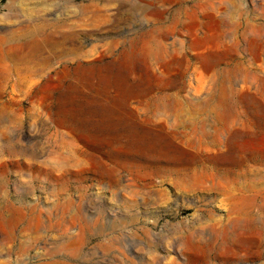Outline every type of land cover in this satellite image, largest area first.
I'll return each mask as SVG.
<instances>
[{"label": "rangeland", "instance_id": "rangeland-1", "mask_svg": "<svg viewBox=\"0 0 264 264\" xmlns=\"http://www.w3.org/2000/svg\"><path fill=\"white\" fill-rule=\"evenodd\" d=\"M68 33L94 47L82 61L115 41V67L176 93L183 116L124 121L174 154L129 151L69 113L98 89L61 60ZM19 44L54 59L27 73ZM172 128L192 143L174 147ZM210 131L220 143L193 144ZM0 264H264V0H0Z\"/></svg>", "mask_w": 264, "mask_h": 264}, {"label": "bare ground", "instance_id": "bare-ground-1", "mask_svg": "<svg viewBox=\"0 0 264 264\" xmlns=\"http://www.w3.org/2000/svg\"><path fill=\"white\" fill-rule=\"evenodd\" d=\"M87 13H90V12H87ZM62 25L63 26L65 25V21L62 22ZM38 29H40V28H38ZM36 31L38 32V30H36ZM31 33H32V31H31ZM24 34L21 36V38H26L25 37L26 35H24ZM60 34L61 33H59V35ZM193 34L195 35V33H193ZM59 35H58V37H59ZM76 39L77 38H76V35L74 33H68V34H62L61 35L60 40L58 41L59 43H61L63 45V46L61 45L63 47V52L60 55L61 60H66V61H67V59L71 60L72 61L71 64L74 66V70L76 72L79 71L80 74H82V73L84 74L86 72L90 73L87 75V77L86 76H83V77L78 76L79 84L83 85L81 87H84L85 85H89L92 87L91 89H98V91L97 92L89 91V93H86L83 96L81 95V93H79L77 96H75L76 100L73 103L72 108H71L69 113H74L76 115L86 114V115L90 116L93 120L94 125H95L94 128L98 129L100 131L101 135H99V136L101 138L107 137L110 139H116L117 143H121L122 145L127 144V145L133 146L132 149L131 148L128 149L129 151L133 150V152L136 151V153H138V152L142 153L144 151H148L149 154L150 153H158V154L162 153L164 155H166L167 153L168 154H174V152H171L168 149H163V148L159 147V145L162 143V139L158 135H156L152 132H147L145 134H141L139 131V133H137L136 131H134V129H135L134 125H130V126L126 127V126H124V121H125L127 116L128 117H135L134 112H133L134 109L139 113V115H143V116L145 115L146 120H148V121L156 120V119H159L160 117H173L176 119L179 115L183 116L184 112H186V111L184 109L182 101L179 99V97L176 95V93H156L153 89H146V88L142 89L141 85H139L138 82L135 83V81H137V80H135L133 77L137 74L138 69L137 70H135L133 68L132 69L122 68L121 69V68L115 67L114 62L116 61V56L112 55V49L115 46V41L114 42L113 41H109V42L107 41L104 44L105 48H104V50H102L101 53H99L97 56H95L91 60L82 61V59L85 58L86 56L88 57L89 55L90 56L93 55L91 53L93 52L94 47L93 46L89 47L90 48L89 50H85V49H83V47H80V46L77 47V45L75 44ZM34 40L35 39H32V41H34ZM17 42H18V40H17ZM36 42H38V41H36ZM249 43L247 44V49L252 51L253 50L252 44L251 43L249 44ZM32 44H31V47H32ZM37 44L40 45L39 43H37ZM43 44H41V45H43ZM53 45H54V43H53ZM34 46H35V44H34ZM58 46L59 45H57V47ZM132 46H133V44H131V47ZM21 48H22V44L15 46L14 56H13V54H11L12 57L14 58L13 61H14V64L16 66H24L22 68H26L25 69L26 72L27 73L31 72V74L36 73L37 70H34L30 66L39 67V68H48L49 67L53 57H45V56L43 57L42 55L40 56V54L42 52L39 53V55H38L37 54L38 52L34 53L31 49L33 54L31 53L30 55H28L25 58V57L21 56L22 54L21 55L19 54V51ZM29 48H30V44H29ZM61 48H59V49H61ZM33 49H34V47H33ZM35 49H37V47ZM39 50H37V51H39ZM21 53H24V51ZM28 53H30V52H28ZM50 55H52V54H50ZM135 57H138V55L131 53L129 56V59H132ZM257 57H258V54L256 52H253V60H256ZM1 58H3V57H1ZM139 58H140V56H139ZM246 77H247V75L244 78L245 81L247 79ZM155 90H157V89H155ZM100 99H107V103L102 104V105H98L96 103V101H98ZM131 99H134L135 101H137V105L135 107H133V109L130 108V100ZM84 104H86V105H84ZM66 112H67V110H61L60 114L62 115V114H65ZM61 120L63 121V119H61ZM136 120H137V117H136ZM183 121H182V123H183ZM187 122L188 121H186V123ZM175 123H176V121H175ZM139 125H140V123H139ZM173 125H176V124H173ZM179 125H180V123H179ZM189 125H191V122L188 124V126ZM183 126H184V124H183ZM144 128H145V126H144ZM170 128H168V129H170ZM175 128H177V127L175 126ZM172 129L174 130V128H172ZM112 130H115V131L111 132ZM123 130H127L128 134H126ZM173 130L168 132L169 134H167V135L170 137L171 141L173 142L174 147L178 148V146H179L178 144H183L184 142H187V141H189L188 143H192L190 140H188V139L186 140V138H185V135H187V134H185L186 130L184 131V134H185L184 136H182L181 133L178 134L177 130H176L177 132H175V130L174 131ZM188 130H190V129H188ZM192 131H193V129H192ZM192 131L190 133H192ZM195 135H197V134H195ZM195 135H193V136H195ZM125 137L126 138L128 137L129 139H127V140L125 139L126 142H121L120 139H123ZM188 137H190V136H188ZM212 137H214V139L211 140L209 143V139ZM219 138H220L219 132L212 133V134H211V131H210V133L202 132V134L198 136L197 140L193 141V144H197L199 147H203V146L206 147V146L210 145L211 142L220 143L218 140ZM190 139H191V137H190ZM178 149H180V148H178ZM196 149H197V147H196ZM203 150H205V148ZM182 151H184V150H182ZM200 151H202V150H200ZM185 152H183L182 154H184ZM198 152H199V150H197V153ZM189 153L191 154L192 152L190 151ZM199 154H201V153H199ZM128 156H130V155H128ZM161 157H163V156H161ZM174 157L177 158L176 155H174ZM197 157H198V155H197ZM169 158L172 159L171 156ZM198 159H199V157H198ZM198 159H196V160H198ZM184 160H185V158L183 159V162H184ZM193 161H195V159ZM204 161H205V159H204ZM185 162H186V160H185ZM203 163H201V164H203ZM204 166H202L200 169H203ZM154 167H155V165H154ZM194 167H195V164H194ZM167 169H169V168H167ZM184 169H185V167H184ZM205 169H206V167H205ZM186 171H188V170H186ZM196 171H197V169H196ZM214 171H213V173H214ZM219 171H221V170H219ZM169 172H170V170H169ZM222 172H220V173H222ZM184 173H185V171H184ZM193 173H195V172L193 171ZM177 174H179V173H177ZM208 175L209 174H206L207 177H208ZM176 176H178V175H176ZM183 176H184V174H183ZM218 176H220V175H218ZM212 179H213V177H212Z\"/></svg>", "mask_w": 264, "mask_h": 264}]
</instances>
